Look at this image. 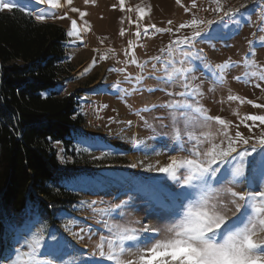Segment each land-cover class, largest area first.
Instances as JSON below:
<instances>
[{
  "label": "snow or ice",
  "instance_id": "1",
  "mask_svg": "<svg viewBox=\"0 0 264 264\" xmlns=\"http://www.w3.org/2000/svg\"><path fill=\"white\" fill-rule=\"evenodd\" d=\"M84 2L87 4L89 0ZM209 2L215 6L212 11L216 14V19H202L193 12L192 18L181 23L175 30L172 27L160 28L150 24L141 31L139 18L136 22L137 37L148 35L149 28L156 33L169 34L188 28L191 29V34L177 36L176 39L170 40L168 46L160 49L162 53H169L172 58L160 55L149 58V61L155 62L164 60L166 67L161 64L158 68L157 64L153 63L150 72L142 71L135 77L131 74L124 75L125 82L134 81L133 91L136 86L143 85L145 79H156L165 85L164 88L151 86L144 90L148 93L163 91L169 97L167 101L146 105L135 114L143 121L145 127L152 128V124L141 113L164 110L165 115H155L152 120L158 121L160 128L169 129L165 136L170 141V146L165 143L160 146L159 151L152 149L158 156L166 157L167 162L156 159L147 162L136 161L128 165L129 168L155 173L156 176L145 184L134 178H125L123 198H120L118 203L99 209L95 200L80 201L81 208L87 207L97 214H106L109 217L118 214L123 219L128 210H133L143 212L145 220L156 221L155 224L140 219L128 221L120 228L118 236L113 235L110 224H106L103 219L97 221L104 226L108 235L99 237L100 242L88 254L93 258L98 255L101 261L108 264H264V127L255 137L246 136L239 130L243 124L251 132L257 121L259 125L264 126V115L246 116L235 125L237 130L233 135L229 130V121L207 114L203 106H200L203 92L194 83L195 68L191 65V60L201 61L202 66L212 72L220 83L224 81V71L235 66L230 61L213 66L207 62L203 49H195L194 42L197 38L208 39L209 25L217 23L218 20L224 22V18L233 20L240 12L239 8H225L222 0ZM72 3L73 0H65L68 6ZM176 3L181 5V0H176ZM33 5H47L51 9L61 7L56 0H23L21 5L17 4V0H0V11L20 7L31 14L35 10ZM119 7L121 11L126 10L124 0H119ZM196 7L193 2L192 8L184 6V10L187 13ZM136 10L138 13L144 12V9L139 7ZM69 11L78 13L81 20L87 15L76 7H69ZM50 15L55 14L42 10L37 12L35 19L44 21ZM66 17L67 12L57 18ZM168 24L171 25L172 21H168ZM87 30V21L78 24L76 19H71L70 29L66 34L79 40L82 38L81 33ZM261 31H264V18L261 19ZM120 35H124V29H121ZM131 47L129 42V48ZM247 55H255V50ZM104 59L106 57L101 55L100 60ZM96 63L98 61L93 59L91 67ZM128 63L141 70L147 67V62L141 64L136 59H130ZM88 70L85 69L82 74ZM109 71L124 74L125 68ZM252 76L255 77L256 73H252ZM234 79L240 81L244 76ZM259 79L264 80V74H261ZM112 87L119 88V83L113 84ZM177 87L179 91L169 90ZM256 87H260L259 83ZM129 94L125 92V95ZM237 99V96L228 97L230 101ZM248 103L253 102L249 100ZM194 105H197L195 111L202 117L197 118L195 125L210 127L214 122L220 126L216 134L208 132L201 136L184 133L186 112L193 109ZM254 106L264 108V104ZM103 107L106 108L107 105ZM112 120L113 118L109 117V121ZM165 120L169 122L165 123ZM246 121L253 124L250 125ZM125 123L129 127L132 126V121ZM106 155L107 153H102V156ZM102 156L92 158L101 159ZM61 162L66 161L61 157ZM46 218L37 210L36 219L31 222L28 232L32 233V228ZM88 231L90 234L91 229ZM84 232L85 229L80 227L77 219L73 217L62 223L60 229L48 230L47 239L40 232L32 233L31 239H28L26 233L24 243L13 249L12 254L6 255L0 249V264H20L15 258L17 255L27 256L26 264H88L81 249L72 245L64 235L66 233L83 242Z\"/></svg>",
  "mask_w": 264,
  "mask_h": 264
},
{
  "label": "rangeland",
  "instance_id": "2",
  "mask_svg": "<svg viewBox=\"0 0 264 264\" xmlns=\"http://www.w3.org/2000/svg\"><path fill=\"white\" fill-rule=\"evenodd\" d=\"M56 2L61 7L51 9L47 5H33L35 10L31 14L35 18L39 11L53 12L55 15L47 16L44 21L62 26L65 33L70 29L71 19H76L78 24L87 21L88 30L81 33L82 38L79 40L66 34L65 63L69 72L62 78L59 85L60 94L75 93L78 111L84 117V123L78 133L80 144L77 149L81 153L73 149L77 162H83L80 164L81 171L70 173L66 182L69 187L79 193L80 198L76 201L74 211H63L58 216L59 223L56 222L58 220L53 221V230L60 229L62 223L75 217L80 227L85 229V239L79 242L65 233L66 239L81 249L88 264H108L106 261H101L98 255L94 258L88 255L100 242L99 237L108 235L104 226L97 221L103 219L106 224H110L114 236L120 234V228L128 221L140 219L153 224L156 221L145 220L143 212L133 210H128L123 219L118 214H113L111 217L106 214H97L87 207L81 208L80 201L95 200L99 209L118 203L119 199L123 198L125 178H134L139 183L145 184L150 178L156 176L155 173L129 168L128 165L136 161L147 162V160L156 159L167 162L166 157L158 156L152 149L156 148L159 151L160 146L165 143L170 146V141L165 136L169 129L160 128L159 122L152 120L155 115H165L164 110L157 109L153 113H141L152 124V128L145 127L143 121L135 114L146 105L167 101L169 97L163 91L148 93L144 90L151 86L164 88L165 85L156 79H145L144 84L136 86V90L133 91L134 81L125 82L124 75L131 74L135 77L142 71L150 72L153 63H156L158 68L161 64L166 67L164 60L155 62L149 61V58L157 55L172 58L169 53H162L160 49L168 46L170 40L176 39L177 36L191 34V29L188 28L171 34L156 33L149 28L148 35L137 37L136 22L139 18L141 31L150 24L160 28L172 27L175 30L181 23L189 21L193 12L202 19H216V14L212 11L215 6L210 4L209 0H181L183 6L178 5L176 0H124L126 10L121 11L119 0H89L87 4L84 0H73L70 6L65 4V0H56ZM193 2L197 7L186 13L184 6L192 8ZM222 3L225 8H239V14L233 20L224 18V22L218 20L217 23L209 25L208 39L197 38L194 42L195 49H203L207 62L213 66L224 61H230L235 66L224 71V81L220 83L212 72L202 66L201 61L191 60V65L195 68L194 83L203 92L200 106H203L207 114L213 117L220 116L229 121V130L234 135L237 130L235 125L246 116L264 115V108L254 106L264 104V80L259 79V76L264 74V44H262L264 31H261L264 0H222ZM17 4H23V0H17ZM241 5L244 7L241 8ZM69 7H76L87 15L81 20L78 13L69 11ZM137 7L144 9V12L138 13ZM65 12H67L66 18H57L64 16ZM122 19L123 23H121ZM168 21H172V24H168ZM121 29H124L123 36L120 35ZM129 42L132 44L131 48H129ZM253 49L255 55L248 56L247 54ZM101 55H104L106 59L100 60ZM93 59L98 63L91 67ZM130 59H136L141 64L147 62V67L141 70L136 65L128 63ZM121 67L125 68L124 74L109 71V69ZM85 69L89 70L82 74ZM252 73H256V76L253 77ZM237 76H244V79L237 81L234 79ZM116 83H119V88L112 87ZM257 83L260 87H256ZM169 90L179 91L180 89L177 87ZM125 92L130 94L125 95ZM230 95L237 96L238 99L230 101L228 100ZM249 100L253 103L249 104ZM103 105L107 107L104 108ZM196 107L197 105H194L193 109L186 112V119L183 122L184 133L201 136L208 132L216 134L220 126L214 122L210 127L195 125L194 122L200 117V114L195 111ZM109 117L113 120L109 121ZM126 121H132V126L129 127ZM168 122L165 120V123ZM246 123L253 124L251 121ZM262 127L264 126L259 125L257 121L251 132L243 124L239 130L246 136L255 137L259 135ZM217 142H219L218 139ZM89 145H91L90 148ZM55 146L62 167L74 161L73 158L64 154L60 142L55 143ZM85 148L89 150L84 151ZM102 153L107 155L102 156ZM174 154L185 155L184 153ZM93 156H102V158L93 159ZM61 157L66 161L65 163L61 162ZM85 165H91L92 168L87 169ZM61 216L63 218H60ZM32 221L26 220L21 228L7 230L3 234L1 243L4 254L10 255L13 249L19 248L24 243L26 233L28 239H31L32 233L35 232L42 233L47 239L48 230H44L38 224L32 228V233L28 232ZM88 229H91L90 234ZM10 247L11 250H9ZM105 250H107L106 246ZM15 258L20 261V264H26L28 259L24 255H17ZM66 259L72 258L66 257Z\"/></svg>",
  "mask_w": 264,
  "mask_h": 264
},
{
  "label": "trees",
  "instance_id": "3",
  "mask_svg": "<svg viewBox=\"0 0 264 264\" xmlns=\"http://www.w3.org/2000/svg\"><path fill=\"white\" fill-rule=\"evenodd\" d=\"M65 42L58 24L37 21L20 7L0 11V249L3 234L35 220L37 210L47 217L38 225L53 230V221L74 211L80 198L66 184L81 171L73 149L84 117L75 93L60 94L69 72ZM57 142L74 159L63 167Z\"/></svg>",
  "mask_w": 264,
  "mask_h": 264
},
{
  "label": "bare ground",
  "instance_id": "4",
  "mask_svg": "<svg viewBox=\"0 0 264 264\" xmlns=\"http://www.w3.org/2000/svg\"><path fill=\"white\" fill-rule=\"evenodd\" d=\"M9 250H11V247L9 248Z\"/></svg>",
  "mask_w": 264,
  "mask_h": 264
}]
</instances>
